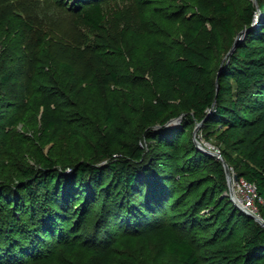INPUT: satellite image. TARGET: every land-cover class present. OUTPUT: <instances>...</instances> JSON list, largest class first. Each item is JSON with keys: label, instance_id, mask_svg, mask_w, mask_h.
Listing matches in <instances>:
<instances>
[{"label": "trees", "instance_id": "trees-1", "mask_svg": "<svg viewBox=\"0 0 264 264\" xmlns=\"http://www.w3.org/2000/svg\"><path fill=\"white\" fill-rule=\"evenodd\" d=\"M108 1L67 4L77 26L100 29ZM151 1L162 4L152 14L164 32L144 35L157 44L149 53L150 80L140 84L153 100L138 109L139 128L118 123L113 105L100 95L82 100L83 93L73 87L79 99L77 105H69L74 122L92 132L96 123L91 126L86 115L99 111L100 138L95 143L73 142L67 151L58 134L68 121L53 113L42 121L40 147L54 142L59 149L53 146L46 155L39 148L41 167L18 170L23 182L16 192L0 183V264H23L44 256L52 240L62 243L70 256L81 249L96 255L101 246L124 234L156 237L165 221L164 228L171 231L166 257L173 264H264V227L226 195L223 163L197 148L191 137L201 123L204 139L215 138L237 176L255 185L264 219V0H257L260 21L237 41L222 67H215L212 53L195 43L210 20L207 4ZM213 1L231 49L232 8L226 0ZM194 8L202 13L192 11L187 17ZM256 11L250 1L241 8L244 29L252 26ZM173 34L183 48L171 41ZM59 72L73 75L74 67L61 62ZM140 73L137 70L136 76ZM110 75L117 81L116 74ZM2 79L8 84L12 77ZM28 81L26 87H31L34 81ZM178 117L180 126H166ZM75 231L81 233L74 236Z\"/></svg>", "mask_w": 264, "mask_h": 264}, {"label": "rangeland", "instance_id": "rangeland-1", "mask_svg": "<svg viewBox=\"0 0 264 264\" xmlns=\"http://www.w3.org/2000/svg\"><path fill=\"white\" fill-rule=\"evenodd\" d=\"M249 1L255 7L258 5L257 0H226L225 5L232 8L230 19L234 39L244 30L240 11ZM177 3L182 2L177 0ZM200 3L208 5L206 12L210 20L196 37V46L212 53L215 67H222L230 50L227 46L229 35L218 25L214 1L200 0ZM161 5L151 0L104 2L106 19L100 29H93L75 24V14L67 0H0V183H8L12 192H16L23 182L18 170L41 167L37 156L39 148L46 155L53 146L55 150L59 149L54 142L42 147L37 142L42 121L52 113L68 121L58 134L67 151L73 142L98 141V126L102 125L97 116L99 111L86 115L89 124L96 123L92 132H85L84 124L74 122V108L69 105H77L79 99L73 96V87L83 93L82 100L100 95L104 103L113 105L118 123L126 122L131 130L139 128L138 109L145 101L153 100L144 91V84H140L143 79L150 80L149 53L157 44L154 40H145L144 35L150 30L164 32V27L152 14V10ZM167 5L172 10L171 3ZM195 8L186 16L189 17L192 11L202 13ZM170 39L175 46L183 48L178 35L173 34ZM61 62L73 65L74 74L60 73ZM137 70L142 71L140 76H136ZM111 73L117 75V81ZM4 75L12 77L10 83H2ZM28 79L29 85L34 81L31 87H26ZM177 126L180 122L173 127ZM191 137L195 144L196 140L221 153L215 138L211 142L204 139L201 126L194 128ZM230 171L238 203L231 199L229 189L225 193L241 209L248 196L239 186L241 179L231 167ZM9 177V181L5 180ZM212 209L205 213L209 214ZM252 213L260 216L258 206ZM166 223L162 224L156 237L124 234L101 246L96 255H87L81 249L70 256L62 243L52 240L46 255L23 264H173L166 257L171 238V231L164 228ZM80 233L75 231L73 235Z\"/></svg>", "mask_w": 264, "mask_h": 264}, {"label": "water", "instance_id": "water-1", "mask_svg": "<svg viewBox=\"0 0 264 264\" xmlns=\"http://www.w3.org/2000/svg\"><path fill=\"white\" fill-rule=\"evenodd\" d=\"M256 14H255V17H254V20H253V23H252V26L249 27V28H246L244 29L235 39V42L233 44V46L231 47V49L229 50V52L227 53V57L233 52V50L235 49L236 47V43L238 40H241L245 35L246 33L253 27H255L259 20H260V9L258 7V5H256ZM180 117L176 118V119H172L170 120L169 122H167L166 126H174L176 125L178 122H180ZM201 126V123H197L196 124V127H195V130L198 129L199 127ZM196 142V145L199 149H201L202 151L206 152L207 154L215 157L216 159H219L222 163H223V166H224V169H225V172H226V175H227V180H228V185H229V195L231 197V199L235 202H237L236 198H235V195H234V190H233V181H232V175H231V171H230V167H229V164L227 163V161L225 160V158L223 157L222 153H220L219 151H212L211 149L201 145L199 142ZM235 180H237V176L234 177ZM238 203V202H237ZM242 211H244L247 215L251 216L254 220H256L259 224H261L263 227H264V219L259 216V215H256V214H253L251 211L245 209L244 207L241 208Z\"/></svg>", "mask_w": 264, "mask_h": 264}, {"label": "built area", "instance_id": "built-area-1", "mask_svg": "<svg viewBox=\"0 0 264 264\" xmlns=\"http://www.w3.org/2000/svg\"><path fill=\"white\" fill-rule=\"evenodd\" d=\"M239 186H241L243 191H246L248 196L244 199L243 207L253 212L257 209L256 199L258 198L255 185L247 182L244 179H241Z\"/></svg>", "mask_w": 264, "mask_h": 264}]
</instances>
